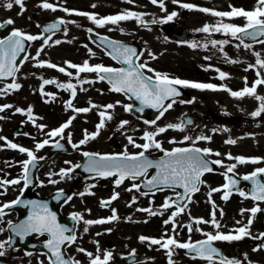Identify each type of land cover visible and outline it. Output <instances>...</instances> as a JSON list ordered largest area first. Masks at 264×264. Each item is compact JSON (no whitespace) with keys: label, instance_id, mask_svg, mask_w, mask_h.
I'll list each match as a JSON object with an SVG mask.
<instances>
[{"label":"snow or ice","instance_id":"snow-or-ice-1","mask_svg":"<svg viewBox=\"0 0 264 264\" xmlns=\"http://www.w3.org/2000/svg\"><path fill=\"white\" fill-rule=\"evenodd\" d=\"M127 3L132 4L134 0H126ZM174 4H179V7L188 10H196L202 13L210 14L213 17L221 18L215 25L205 24L201 28L196 31L202 33H211V32H222L225 35L231 36L234 40H237L239 43L235 46L237 48L243 46L245 49H251L252 44L246 43V40H250L259 44H264V39H259L260 37H264V0H255V5L251 10H246L244 8H237L233 5H229V11H216L209 8L198 7L196 5L190 3H180V0H172ZM150 3L153 5H159V7L166 11L163 0H150ZM19 6L21 8V12L18 15L23 14L24 10V0H8L7 3H3L6 9L11 10L14 6ZM42 9H47L51 11H64L68 15H76L86 17L90 20L96 27L104 28L107 25H117L121 21L127 20H136L138 23L143 24L141 13H137L134 11H124L120 14L116 15H108L105 17H98L96 14L77 11L73 9H68L66 7H58L52 3L47 2V0H43V2L39 5ZM93 8L96 7L95 4L92 5ZM178 15L177 12H171L166 16V18L162 20L153 19L151 23H168L173 20L174 17ZM223 18H227L229 20L235 18H243L245 23L243 25H236L233 23H225L223 22ZM66 23H71V21H65L60 18L52 24L45 26L43 28V33H49L46 38L43 34L40 35H32L27 34L21 31L20 29H13L11 33L3 39H0V79L13 78L15 79L16 73L19 71V67L17 66V59L21 53L26 51L25 42L31 41H42V46L37 50L36 56L31 57L32 60H37L38 63L34 66L36 67H47L50 69H55L60 73L65 74L68 77H72L73 73L67 71V69H75L76 77L79 85L84 84H92L96 81L81 79L80 73H95L97 79L99 81H107L110 85L109 91L113 93H121L126 95L129 99H135L139 101L140 106L135 107L136 112H143L145 107L156 109L158 112L157 119L163 117V115L173 107L175 103H177L176 97L180 96L181 93L178 91L176 86H181L184 88H192L198 90H211V91H226L230 96L236 99H243L245 97H252L256 101L259 102L257 109L251 112V116L253 118L261 116L264 113V96H260L257 94V87L264 85V75H262L260 70H256L257 79L252 83L251 86H248L247 78L245 77V87H243L239 91H233L226 86H217L211 83H201V82H192L180 78L170 77L167 73L157 72L151 67L148 66V62H140V56L143 53L138 54L137 50L133 47L126 46L120 42L109 40L107 37H100L101 44L105 46L109 51L106 52L114 61L121 65V67H108L103 64L91 65L88 60H85L83 64L77 65L71 62H65L66 67H60L54 63L47 61L38 60L41 52L44 51V48L47 46H55L62 43L61 40L52 41V35L55 34L56 31L59 30L60 25H64ZM14 21L12 19H7L6 21L0 22V29H4L9 25H13ZM37 27H40L37 25ZM112 29L109 28V31ZM89 33H92L93 30L91 28L87 29ZM52 41L50 45L49 42ZM71 43V41H68ZM211 46L215 48L217 44H227L229 41H210ZM192 48H196L198 45L193 42L189 45ZM87 48V45H84ZM203 47L207 48L208 45L205 44ZM222 51V48H221ZM90 55H94L91 49H88ZM148 55L152 59H156L157 57L148 52ZM253 55L256 56L255 64H249L245 71L249 69H264V59L260 58V53L253 52ZM225 58L228 63H238L237 60L228 59L225 55ZM29 56L25 55L23 60L27 61ZM205 59H210L206 57ZM211 66H209L210 68ZM209 68H205V71L209 70ZM219 73V79L224 80L227 78V74L219 69H214ZM145 72L153 73V75H145ZM42 79V84L40 85V94L42 97L48 96L55 99L53 93H47L44 90V86L46 85H55L58 89H62L70 93V99L65 102V110H71L74 113H88L93 109H103L98 111L99 123L95 125V131L89 133L86 129L84 130L83 138L78 143H72L71 133H68L67 139L68 143L71 144L73 149H79L82 145L87 144L90 140H95L100 131L106 126V122L111 121L113 119V115L109 110H112L116 107L117 104H120L119 101L116 104L109 103L107 105H97L92 103L89 100V107L77 108L73 105V100L77 96V85L72 82L68 83H60L55 79ZM21 85L19 83H9L4 87H0V94L6 95L11 91L19 90ZM81 91H87L86 88L81 87ZM165 101H170L169 103H165ZM46 103L49 101H45ZM193 100L190 101H180V103H192ZM12 105L5 104L0 106V112H4L6 109L12 108ZM123 109L126 113H130L134 109L133 104H124ZM16 113L21 115H26L28 120L31 121L35 127H37L40 131L47 127L43 124H36V118L32 115L33 109L29 106L26 110L21 108L15 109ZM4 117L0 116V119ZM76 119V116H71L66 122L62 123L59 127L45 133V135L52 140H54L53 147L57 149H61L63 145L60 144V139L65 138V130L69 129ZM145 124L155 125L156 120H144ZM187 123H191L188 121ZM129 124L128 120H122L116 131H121ZM169 129H174L178 131H183L184 127L182 124H168L165 127H158L154 131H145L143 135L140 137L144 143H136V140L132 136H127L128 144L136 149H140L137 153H129L127 147L122 153L118 154H100L83 151L81 155L86 158V162L81 164L71 165L70 161H65L66 164H69L70 167L66 169H61L59 173H55L58 175L61 180L63 179H71V173L78 168H83V170L87 173L94 174L92 179H107L110 177H115L113 183L114 188L120 187L125 180H131L134 183L131 187L127 188L126 191L132 192L135 190L136 192H140L141 195L147 196L150 193L155 194L153 190H163L165 188L175 189L177 187L183 189V195L180 193L176 194V200L170 202L171 198H166L164 203L161 205V208L167 210L172 207H176V210L171 213V216L164 220V225L172 224V231L175 233L178 225L176 224L175 218L184 213L187 208V203L191 202V194L199 191V185L203 183L201 177L205 173L213 172V168L210 165H217L220 167H225L222 160L216 159L209 161L206 159L209 155L220 156V152L213 153L209 148H198V147H176L171 150H166L162 147L160 141L156 139L157 136L166 132ZM224 131H228L227 128ZM20 133H18L19 135ZM24 135H27L26 133ZM59 137L60 139H55ZM0 140H4L6 142L7 147L17 150L22 154L27 155V159L20 162L22 167V177L17 179L5 180L0 179V188H3L5 185H20L23 180L24 188H27L31 183L30 180V169L35 166V162L38 159H44L43 157H37L33 150L20 146L16 143H12L7 141L5 137L0 136ZM192 141L195 144L197 141L204 140L210 141L211 137L200 135L193 139L190 136H185L183 141ZM182 141V142H183ZM50 140L44 139L42 142H38L35 144V151H39L43 149L45 146L49 145ZM169 143H177L175 140H170ZM226 144L234 145L237 143L235 139H228L225 141ZM149 150H158L163 153V155L158 159H151L145 155V153L149 152ZM228 160H233L235 163H232L226 166L225 179L226 183L219 188H213L209 192V198H211L212 193L214 192H222L221 196L222 200L227 201L232 194V189H236L238 194L245 199H252L253 201H264V183L261 182L259 177H264V167H257L250 174L244 175L241 179L244 181H250L252 184V189L249 193H246L243 190H240L237 185L238 181L233 179L231 176L227 175L228 173H233L237 167V164H260L262 162L261 158L258 157H244V156H232L230 153L226 157ZM155 169V174L148 178L149 170ZM53 174H49V183L57 184L60 181L51 179ZM144 178L141 183H135L137 180H141ZM95 184H91L88 186V189L95 188ZM141 187L148 189V191L141 192ZM24 188L21 189V195L23 194ZM6 191V189H5ZM5 194L4 192H0V195ZM83 197L84 195H94L93 192L87 190L85 192H80L78 194ZM65 199V202L70 201L73 197L67 196L65 198L63 190H58L56 193L55 199L57 201ZM119 198L118 192H113L111 197L106 200L100 201V207L105 208L111 205V203ZM209 202L212 204L213 211L211 212V220H204L203 218H197L194 220V223L199 224H212V226L216 229H219L221 225L216 219V205L211 199ZM136 203V198L133 197L131 203L128 204L131 207L132 204ZM23 204L25 207H30L31 212L26 220H23L19 223L12 224L11 221L8 222L9 229L13 233L14 237H19L22 241L25 237L32 235L33 233L39 234L41 236L47 234L49 237L44 244V247L48 250L46 255H48L49 264H80L78 260L73 258H66L62 249L66 246H71L75 244L77 241V236L75 235L74 227L63 226L57 221L56 213L52 212L47 203L39 202V201H21L17 198L14 201L9 203H4L0 205V221H2L3 216L5 215V209L11 208L14 205ZM90 211V210H89ZM112 214L106 218H100L96 220H84L81 213L73 212L71 214V219L74 222L83 221L85 225H101V224H109L113 221H117L120 217L117 215L116 209H112ZM137 211L147 212L150 216L163 215L162 211H156L151 208L137 209ZM261 211L259 206H254L251 209H242L241 214L244 212H250V217L247 221L246 225L240 226L233 230H230L228 233L216 231L213 233H202L206 239L191 242V240L187 242H179L175 239L174 236H169L165 233L167 238H150L146 236H140L138 239L140 242H149L150 245H158L160 248L164 249L168 258V264H175V261L172 259L175 249H184L186 250V254H191V258L193 260L199 258L202 260L209 261L210 264H215L216 258H219V264H241V261L235 258H223L221 257V253L215 247H213V243L215 241H224V242H232V241H241L245 238H251L254 240L262 241L261 244L253 248V251H261L264 250V233H260L259 235L253 236L250 228L253 223V218L257 213ZM221 216L223 215V211L220 212ZM132 218L127 217L126 220L130 221ZM147 222V221H145ZM239 224L240 222L237 221ZM184 227L187 228L188 232L191 233L193 231L192 224H187ZM196 231H201V229L196 228ZM3 231V229H0ZM83 231L86 233L88 228L85 227ZM111 232V229L107 230ZM97 235H101V233H97ZM14 243L13 237H10L7 241L0 242V257L5 255V245L12 247ZM98 245L97 241H93ZM78 252L84 253L89 258V264H109V262L113 259L112 251H104L102 256L100 254V249L97 247L96 254L92 252L86 251L84 248H77ZM26 255H31V253H26ZM130 256L135 257V250H133ZM246 258V257H245ZM251 264V262H249Z\"/></svg>","mask_w":264,"mask_h":264},{"label":"rangeland","instance_id":"rangeland-1","mask_svg":"<svg viewBox=\"0 0 264 264\" xmlns=\"http://www.w3.org/2000/svg\"><path fill=\"white\" fill-rule=\"evenodd\" d=\"M34 1L36 2L34 3ZM41 1L42 0H24L23 14L18 15V13L21 12V8L19 6H16L14 4L13 8L11 10H8L4 6H2L3 3H7L8 0H0V22H3L10 18L14 21L13 27H16V26L19 27L18 29H20L24 33L40 34L39 33L40 30L37 27L36 22H33V19L30 13H31V10H35V11L41 10L39 7V5L41 4L40 3ZM53 1H56L58 4L60 3V5L57 6L58 9L61 7H66L68 9H73V7H77L78 9H73V10L96 14L98 17H102V15L103 17L108 16V15H116L124 11H134V12L143 14L142 15V20L144 21L143 24L138 23L136 20L121 21L117 25L105 26L104 28H102V31L107 33V35L115 37L116 39H119L122 41H136V42L141 43L144 46V52L141 57L142 58L141 62L148 61L151 58L148 55V52H151L157 57L156 59L151 58L152 60L155 61L154 65H156L160 61H164L166 64H168L167 66L165 63L163 66H158V68L160 69H157V67L154 68V70L157 72L164 73L161 69L168 70V68H171V69H176L175 70L176 73L184 72L190 75L197 74L198 69L195 65V62L198 63L199 65H202L204 69L209 68V66H211L209 70L206 71V74H208L209 71H213L215 69V67L213 66L215 62V56L213 55V47L211 46V43H210L211 39L203 38L197 41L196 44L198 46L196 48H192L189 46L190 44L194 42V41H191V39L187 44H180L175 39L168 37L163 31L160 30L159 27L163 23H156V24L151 23L153 19L162 20L166 18V16L170 14L171 12L178 13V15L174 17L175 19L178 16H180L179 13L183 12L185 9L180 7V9L172 10V8H170V5H169V3H173L172 1H168L169 3L167 2L164 4L166 11H163L159 7V5H153L152 3H150V0H134V3L132 4L127 3L126 0H53ZM25 2H29V3L25 4ZM93 4L96 5L95 8L92 7ZM207 4L212 5L214 7L213 10H216V11H225L227 8H229V5H233L237 8H244L246 10H251L255 5V0H208ZM57 17L64 19L66 22L71 21V23H67L69 30L64 34H61V35H58L52 38V41H55L57 39L61 40L62 41L61 44L55 45V46H47L44 48V50H49L51 48H56V47L67 48L72 42H76V40H82L84 42L85 39H88L87 29L91 28L92 30H94L98 28L86 17L68 15L64 11H60V10H57V11L47 10L45 13L40 14L39 18L41 19V21H44L47 19H52V18H57ZM193 17L194 15H191L185 21L187 23H191ZM182 19H185V17L182 16ZM233 21H234L233 23H236V25H243L245 23V20L243 18H235L233 19ZM230 22H232V20ZM189 27L191 26L189 25ZM109 28H111L112 30L109 31ZM2 35H4V33H0V37ZM52 41L49 42L50 45L52 44ZM68 41H71V43H68ZM88 41H89V44H88ZM88 41H85L84 44L88 46V49L92 50V53H94V55L92 56L97 55V56L105 57L101 49L96 47L90 40ZM219 41H225V40L219 39ZM205 44L208 45L207 48L203 47V45ZM236 44L238 43L235 41V44L233 47L231 44V41H229V43L227 44H222V45L219 44L218 46L219 48H223V49L229 48L231 50L233 59L239 61L238 63H234L235 67L242 66L244 64L246 65L253 64V63L255 64L256 56L253 55V52L260 53V58L264 59V44H261V45L257 44L255 46H252L250 50L245 49L243 46L237 48L235 46ZM41 46L42 44H40V42H36L34 44V47L32 48V51L41 48ZM206 57H209L210 59H205ZM81 59H84V56L81 57ZM106 59L108 62L113 63L107 54H106ZM72 73H73L72 77H68L65 74H63V78L60 79V82L61 83L72 82L73 84L77 85L78 102L76 98L73 100L74 107L83 108L84 106H89V103H88L89 100L92 101V103L100 105V106L107 105L109 103L116 104V102L119 101L120 104H117L114 109L109 110L113 115V119L111 121L106 122V126L100 131L99 136L95 140H90L87 144L82 145L79 149H72L71 154L58 153V154L52 155L50 153L48 147L54 140H52L51 138L45 135V133L51 131V130H48L47 127L43 130V132L37 129L39 130L38 134L36 133V137L31 138V140L27 139L26 137L27 140L25 139V141L27 145L24 147L30 150H33L36 156H39L38 154L42 153L43 156L49 158L48 164L44 166L39 172L41 182L38 188L36 189V192H38L39 195H43V196L49 195L53 193L54 191H56L57 189H60L61 187H65V188H68L74 191L73 192L74 194L85 192L86 189L94 193V195H84L83 197L73 194L72 200L66 206L67 212H71L72 210H75L78 213H81L84 219L87 211L90 210L88 213L92 214L93 213L92 209H95V207L96 209L101 208L100 201L103 200L101 195L105 196V194L101 191L102 186H105V187L110 186L113 189L112 191L114 192L115 190H118L122 185L118 188H114V183L112 180H111L112 183H110L108 179H106L107 181H104V179L102 180L99 178L97 179L88 178L84 180H81V179L78 180L79 177L76 178L73 175H71L72 177L71 179L61 180L58 175H55V173H59L61 169H66L70 167V165L66 164L65 161H70L71 165H75V164H78L83 159V156L81 155V152L83 151L102 152V151H106L108 149V146H111L112 149H115L116 143L112 145L111 144L112 141H118L121 144V149H122L121 151H124L125 147H127V150H129L131 145L128 144V141L126 138L129 135L132 136L136 140V143H144V141L141 140L140 137L143 135L145 131L151 132V131H154L158 127H165L166 125L170 123L183 125V122L181 119V116H182L181 108H183L184 106H187L188 104L186 103L174 104L173 107L169 109L163 115V117L156 119L155 125L145 124L143 122L144 121L143 119L137 118L135 115L131 113H126L124 111L123 105L129 104V99L127 96L121 93L110 92L109 87H106L105 96H106L107 102L105 104L93 102V100L89 99V97L87 96L88 89L91 88V85L90 84L79 85L78 80L75 79L77 75L76 72H72ZM61 74L62 73L59 72L57 74V77L58 75H61ZM81 79H84V78H81ZM236 79H238V77ZM31 81L34 83V81L37 82L39 80H37L34 76V79H32ZM81 87L86 88L87 91H81L80 90ZM35 92L37 91L35 90V87L32 86L29 93H27L28 102L30 103L29 105L33 107L34 105H36L37 107L40 104L38 100L34 98ZM197 93L198 94L196 96L194 95V97H196L195 101L205 102L204 104L208 103L207 104L208 106L215 108V105H214L215 100L213 99L211 95V90L206 91L207 96H205L204 94L205 92L204 93L197 92ZM200 96H202L201 99H200ZM57 98H58L57 106L59 108V110H57L58 113L51 112L50 116L41 115L40 118H36L35 120L36 124H43V125L49 124V126H55V125L59 126L62 124L61 120L65 118H67L68 120L71 116L75 115L76 119L73 121L71 127L65 130V134H64L65 139H67L66 135L68 133L72 134L71 135L72 143H78L83 138L85 129L89 133L95 131V125L99 122L98 121L99 117H97L94 114V110H96V113H97L98 109H93L92 111H90V113H80L81 116H79L80 114L74 113L71 110H67V111L65 110V102L68 99H70V97L63 101H61L60 97H57ZM227 98H229V100L231 101L229 95L227 96ZM43 99H44V102L46 100L50 102L51 99L53 98L44 96ZM34 100L37 102V104L34 102ZM80 101H82L81 105L79 104ZM233 101H238V100L233 99ZM224 106L227 107L228 104ZM41 107L49 108L51 109V111H53V106L50 104L45 105L43 102H41V104L39 105V108ZM55 115L56 116L58 115V116L55 117ZM122 120H128L129 124L125 126L124 129L118 132L116 131V129ZM211 121L214 123L213 120L202 121L199 123V125L196 128L194 127L191 128V127H187L183 125L184 127L183 131L169 129L166 132L157 136L156 139L161 142L162 147L166 150H171L172 148H176V147H183L185 145H199L203 148H209L212 150L213 148H211V146H215L217 142L214 140V136H212V132L214 131V128L212 126ZM200 135L211 137V140L210 141L200 140V141H197L195 144H193L191 140L183 141V138L185 136H190L193 139H195L197 136H200ZM221 136L223 140L222 143L224 145H227L225 141L227 140L228 135L222 132ZM112 137H113V140H111ZM44 139L50 140L49 145L45 146L43 149L39 151H35V144L38 142H42ZM170 140H175L177 143H169ZM14 143L19 145L18 141L16 140H14ZM134 150L140 151V149H136V148H134ZM157 153H161V152L158 151ZM221 155L223 156L222 153ZM50 173L53 174L51 176V179L59 180L60 182L57 184L49 183ZM208 177H210V175L206 176L205 179H207ZM133 183L134 182L129 184L128 182H124L123 184H125V186L128 184L131 187ZM91 184H95L96 187L88 189V186ZM207 185L210 187L209 183H207ZM131 193L132 194L122 191L120 199L112 203L111 207L125 208L127 211L129 210L133 214H135L137 213V209H139L138 208L139 206L141 209L144 206L145 208H151L153 210L162 211L163 215L161 216L165 217L166 219H168L171 216V213L174 211L172 208H169L167 210L162 209L161 204L160 205L153 204L155 202V199L158 202L159 201L164 202L165 199L168 197V196H165L167 193L165 195L164 193H162L161 195L158 194L152 198L143 197L142 195L137 194L135 190ZM132 195L133 197L136 198V203L132 204L131 207H129L128 204L131 203L132 201V199H130L129 201V198ZM138 200H141V204L138 203L139 202ZM171 200H172V197H171ZM144 202H148V203L145 204ZM208 204H209V201H205L203 195H201L197 200V206L202 208L204 211L207 210L206 206ZM228 206H229L228 203L224 202V204H222V206L218 207L217 209L218 218L220 220L219 224L221 225L219 229L214 228L212 224L210 223L202 224V225L199 224V226L197 227L201 229V231L199 232L212 233L214 230V232L220 231V232L228 233L230 230L234 229L232 227V223L237 222V221L240 222L239 223L240 225L238 227L246 225L249 219L248 216L247 217L242 216L240 219H238L229 213ZM188 209H191V208L189 207ZM221 210L223 211L222 216L220 214ZM126 216H130V215L126 214ZM203 217H204L203 219L206 220V216L204 215ZM6 218L7 217L3 216V219H6ZM154 219H159V218L154 217ZM183 219L184 218L181 215H178L175 218L176 224L179 226V223ZM258 223L262 224V228H264V225H263L264 221L261 220L256 215V219L255 217L253 218V223L250 228V231L253 236L257 235V232L255 231L256 229L255 225ZM158 224H160V222L159 220H156V225ZM164 228H166L164 230L165 233L166 232L167 234L174 233L171 229H169L168 225H164ZM88 231H87L88 232L87 234L91 232L90 228H88ZM98 231H100V227L94 231L96 233H93V235L94 236L96 235L97 237H99L97 235V233H99ZM80 234H81V237H87L86 233L83 230L80 231ZM174 236L176 235L174 234ZM249 240L252 241L254 239L245 238L244 240H242L244 245L241 249H239L240 254H243L241 264H249V262H251V264H264V250L253 251V248L256 246L249 245ZM217 242L220 244L222 243L221 241H217ZM239 242L240 241H232L231 245L227 249L228 255H233V252L231 251L233 250L234 245L238 244ZM78 256L82 258L85 263H87V259L84 258L85 256L84 253ZM177 257L181 258L183 257V254H178ZM204 264H210V262H204ZM215 264H218V263L215 262Z\"/></svg>","mask_w":264,"mask_h":264},{"label":"flooded vegetation","instance_id":"flooded-vegetation-1","mask_svg":"<svg viewBox=\"0 0 264 264\" xmlns=\"http://www.w3.org/2000/svg\"><path fill=\"white\" fill-rule=\"evenodd\" d=\"M188 1L189 0H180L181 3L191 4V2ZM47 2L52 3L54 5L58 4L56 1L53 0H47ZM27 3L29 2H25V4ZM46 11L47 9L41 8L39 12L31 11L30 14L35 18V20H37L38 24L40 25L42 22L41 19L39 21L40 14L45 13ZM189 13L190 11L187 12V14ZM53 20L56 19H47L44 21L49 22ZM178 21L187 25L186 21L181 20V17H178ZM216 23L217 22L209 21V18L206 16L196 17L191 24V27H193L194 29L187 30L188 37L193 35L196 38H200L201 36L205 35L208 37L210 36V38L212 39L226 38L234 42V39L231 36L225 35L222 32L202 33L196 31L205 24L215 25ZM14 28L18 29L19 27L16 26ZM9 30H11V25ZM97 30L100 31L99 34H103L102 28H97ZM56 36H58V34L52 35V38ZM37 41H31L32 45L30 48L34 47V44ZM81 44L83 46L85 45L84 43ZM87 48H85V50L84 49L81 50L74 44L67 48L64 47L51 48L49 50H44L43 52H41L38 60L51 62L60 67H66L65 64L66 61L76 64L77 62L80 61L77 57L78 54H82L86 51V54L88 55L89 61L91 63H95L96 60L102 59L101 62H104L103 65L107 66L108 61L106 59H103L101 56H97V55L96 57H91V55L88 53ZM37 50H33V51L29 50L28 52L27 56H29V59L25 61V64L30 69L32 68L36 70L41 69V67L34 66L38 63V61L31 59V57L36 56ZM147 62L154 66L153 60L149 59ZM162 63L163 62L160 61L156 65H160ZM43 69L44 71H41L40 74L42 77L45 76L46 78H47L46 73H48L49 71L52 73L57 71L55 69H50L47 67H43ZM68 70L69 69H67V71ZM175 70L176 69L168 68V70H166V73L170 77L180 78L192 82L193 81L201 82V81L210 80L212 82L211 84L217 86H226L233 91H239L243 87H245V82H244L245 77L247 78L248 86H251L252 83L255 81V79H257L256 72L254 69H251L249 72H247L245 71L244 66L235 67L234 64H228V65L223 64L220 66L219 70L227 74V78L224 80L218 78L219 73L217 71H210L209 72L210 76L208 77L206 76V72L205 73L198 72L197 74L190 75L184 72L176 73ZM236 74H238L239 76ZM262 75H264V70L262 71ZM237 77L238 79H236ZM55 80H57V77L55 78ZM87 80L96 81L95 83L90 84L91 88L89 89L87 95L89 99L93 100V102L105 104L106 103L105 88L107 85V81H99L95 77L92 78L90 76V73H87ZM53 91L63 93V91H58L57 89H53ZM199 93H204V92L200 91ZM204 94L205 96H207L206 93ZM257 94L260 96H264V85L257 87ZM211 95L215 100V104H214L215 108L210 107L208 105L203 106L204 102H195L193 104L189 103V105L184 106L181 110V113L183 115L186 113L194 114L200 110L201 111L204 110L207 112V114L204 117V120L207 119L213 120L214 121L213 124L217 128L213 133L214 140L217 142V144L213 146V153L220 152L223 154V156H227L230 153L232 156L258 157L262 159V162L260 164H243V165L237 164V167L234 171V175L237 178H242L244 175L250 174L257 167H264V113H262L261 116L256 118H253L250 115L251 112L257 109L259 102L253 99L252 97H245L243 99H237L238 101H233V99L236 98L230 96L229 93L226 91H211ZM228 95L230 96L231 101L229 100V98H227ZM0 101L3 100L0 99ZM227 104L228 106L225 107L224 105ZM100 110L102 109H99V111ZM225 128L228 129L227 132L229 133V139H235L237 141L236 144L226 145L224 147L219 143V141H221L219 130L224 131ZM128 152L137 153L138 151L134 150V148L132 147L128 150ZM118 153H122V152H117V154ZM147 154H152L154 156L159 155V153L153 150H150L149 152H147ZM223 156L212 155L213 160L216 159L222 160L225 167L218 166V169L216 171L207 174L210 175V177H208L206 180L203 181L201 191L198 192L197 194H194L191 197V202L187 204V208L185 212L180 214L181 216L186 217L187 220L190 221L191 215H194L195 218L198 216L202 217L204 215L211 216L210 208L204 211L202 208L197 206V200L201 195L204 196V199L206 201L211 199V201H213L214 203H221L222 193L214 192L212 193L211 198H209V192L213 188H219L222 185L223 180L227 182L224 175L226 173V166L235 163V161L228 160ZM24 157L25 154H22L20 152L19 153H17L16 151L11 152L6 148L2 149V146L0 144V179L11 180V179L21 178L22 167L20 165V162L23 161ZM108 179L114 180L115 177H110ZM259 179L261 180L262 183H264V177H259ZM125 182L131 184L133 181L125 180ZM135 183H139V181L137 180L135 181ZM207 183L210 184V187L207 185ZM250 185L251 182L246 181L244 184L241 185L240 188L246 193H249ZM126 187L129 188L130 186L128 184L126 186L125 184H122V186L118 190H115V192H118L121 195L122 191H126L127 189ZM21 189H22L21 184L5 185L3 188H0V192L5 193L3 195H0V205L4 203H9L10 201L17 199L21 194ZM112 190L113 189L110 186L107 187L102 186L101 191L105 194V196L103 195L101 196L105 198L108 196L110 198L112 195ZM126 192L132 194L129 191ZM137 194H139V192H137ZM154 195L150 193L147 196L144 195L142 196L151 197ZM175 196H176V192L173 193L172 198H174ZM141 200H138L139 201L138 203H141ZM155 202L158 201H156L155 199ZM160 202L161 201H159L158 203ZM227 202L229 205L228 206L229 213L236 218H240V215L245 217L251 215L250 212H244V214L242 215L241 214L242 209H251L254 206H259L261 211L256 215L261 220L263 219L264 221V201H253L252 199H245L241 197L237 191H235L232 192ZM144 203L147 204L148 202H144ZM189 207H191V209H188ZM112 209H116L117 215L120 217V219L117 221H113L112 223L109 224H101L100 225L102 226L101 235H99L98 238H95L93 233H89L88 238H86V240L83 242H79L78 246L73 244L71 246H67L66 251L71 258L75 259V254L78 253L77 248H84L86 251L96 254L97 247H99L101 256L104 251H112L113 259L109 262V264H168V258L164 249L160 248V246L158 245H150V243L147 241L142 243L138 239L140 236H146L150 238H161V237L167 238L164 232L166 228L164 229L160 225H155L153 216H150L147 212L137 211V213L133 214L131 211L129 210L127 211L125 208L105 207L97 210L95 209L93 210L94 212L93 216L94 217L97 216L98 219L109 217L112 214L111 211ZM5 213L8 214L9 211ZM126 214H129L130 216H126ZM127 217H131L132 219L130 221H127L126 220ZM192 223H193L192 225L193 231L191 233H189L187 228L184 227L187 224H182L177 227L175 233H170L167 235L174 236L175 234L176 236L174 237L179 242H187L190 240V238L194 239L191 240V242H196L199 240L206 239L205 236H202L201 232L198 231L197 233V231L195 230V228H197L199 225L195 224L194 220ZM5 224H6L5 221H3V224L0 223V229H3V231H0V242L9 240V231L7 229L8 225L4 230ZM236 226H237V222L232 223L233 228ZM255 228H256L255 231L258 233L264 232V228H262V224L260 223L256 224ZM108 229H111V232H108L107 231ZM169 229L172 230V227L171 228L169 227ZM212 233L213 234L215 233L214 230ZM93 241H97L98 245L96 243H93ZM256 243H258V241ZM230 245H231L230 242H224V245H222V247L224 248L225 252ZM236 247L237 249H239L240 246H234V249H236ZM133 250H135V257L129 255ZM4 251H5V255L0 257V261H2L3 263L0 264H49L48 256L39 251L31 252L23 248L9 247L8 245H5ZM174 252L177 254H183L179 249H175ZM26 253H31V255H26ZM34 254H40L43 256L41 257V259L37 257H34L33 259L29 258L31 256L33 257ZM188 255L183 254V257L181 258L174 257L173 260L175 261V264H202L203 261L202 259L197 258L193 260L191 258V255L189 256Z\"/></svg>","mask_w":264,"mask_h":264},{"label":"water","instance_id":"water-1","mask_svg":"<svg viewBox=\"0 0 264 264\" xmlns=\"http://www.w3.org/2000/svg\"><path fill=\"white\" fill-rule=\"evenodd\" d=\"M46 26H48V25H46ZM166 29L169 30L170 32H172V30L169 28V26H167ZM176 32L178 33L179 31L176 30ZM93 38L99 44H101L100 37H95L93 35ZM259 39H264V37H260ZM122 44H124L126 46H130V47L135 48L137 50V53L139 54L140 51H139V48L136 45H134V44H127V43H122ZM27 45H28V41L25 42V49H26V46ZM102 46H104V45H102ZM25 52L24 53H21L20 56L18 57V59H17V66H19V63H20L22 57L25 55ZM176 87H177L178 91L181 93V95L178 96V98H185L184 93L181 90V88H179L178 86H176ZM133 100L135 102L133 112H135V113H137V114H139L141 116H144V115L149 114L152 118H154V117H156L158 115V112H157L156 109L148 108V107H145L143 112H136L135 111V107H139L140 106V103H139V101H136L134 98H133ZM167 102L168 101H165V103H167ZM151 159H154L155 160V159H158V158H151ZM85 162H86V158H85V160L83 161V163L81 165H83ZM37 163H38V165H41L42 164V161H37ZM37 163H35V166L30 169V180H31V183L27 187V190L31 189L36 184V182H37V180H36ZM74 172H80L83 176L94 175V174L85 172L83 170V168L75 169ZM64 195H65V198L68 196V194H66V193H64ZM55 197H56V194L53 195V196H51V197H49V198H47V199H37V198H35L33 196H24L20 200L21 201H31V200H34V201H39V202L47 203L49 209L52 212L56 213L58 223H60L63 226L74 227L75 224H74V222L71 219L63 218L59 214V206H60V204L65 199L62 198L61 200L57 201L55 199ZM15 207L18 208L21 211V213H22V217H21L20 221H18V223L21 222V221H23V220H26L28 218L30 212H31V208L30 207H25V206H23V204L15 205ZM33 234H36V233H33ZM22 241H25V239H23ZM40 248H45V247L43 246V247H40ZM221 257H223L222 254H221Z\"/></svg>","mask_w":264,"mask_h":264}]
</instances>
